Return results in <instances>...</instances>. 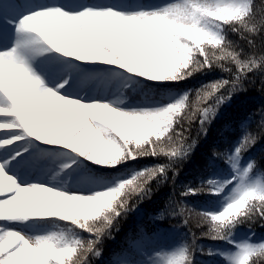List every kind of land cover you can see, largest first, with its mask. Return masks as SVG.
Instances as JSON below:
<instances>
[{
    "label": "snow or ice",
    "instance_id": "1",
    "mask_svg": "<svg viewBox=\"0 0 264 264\" xmlns=\"http://www.w3.org/2000/svg\"><path fill=\"white\" fill-rule=\"evenodd\" d=\"M0 264H264L253 0H0Z\"/></svg>",
    "mask_w": 264,
    "mask_h": 264
},
{
    "label": "trees",
    "instance_id": "2",
    "mask_svg": "<svg viewBox=\"0 0 264 264\" xmlns=\"http://www.w3.org/2000/svg\"><path fill=\"white\" fill-rule=\"evenodd\" d=\"M253 4H254V10L257 12V19H264V0H253ZM234 39H238V37H232ZM209 82L208 80H205V83ZM196 82L194 81L193 84H195ZM191 86V85H189ZM192 99L193 102L195 101V95L194 93L192 94ZM179 130V129H177ZM151 158H147L145 161H143L142 163H146V162H150ZM193 229L195 231H197V233L199 232L198 229L195 228V226H193Z\"/></svg>",
    "mask_w": 264,
    "mask_h": 264
}]
</instances>
